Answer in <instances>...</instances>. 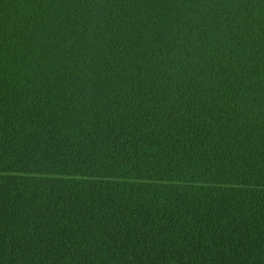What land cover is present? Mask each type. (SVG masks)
Returning a JSON list of instances; mask_svg holds the SVG:
<instances>
[{"label":"trees","instance_id":"16d2710c","mask_svg":"<svg viewBox=\"0 0 264 264\" xmlns=\"http://www.w3.org/2000/svg\"><path fill=\"white\" fill-rule=\"evenodd\" d=\"M0 264H264V0H0Z\"/></svg>","mask_w":264,"mask_h":264}]
</instances>
